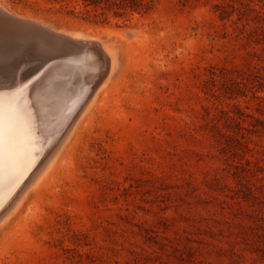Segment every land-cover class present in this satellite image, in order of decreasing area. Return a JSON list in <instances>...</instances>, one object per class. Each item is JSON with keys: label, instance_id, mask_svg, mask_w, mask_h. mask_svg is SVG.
Here are the masks:
<instances>
[{"label": "rangeland", "instance_id": "374dc122", "mask_svg": "<svg viewBox=\"0 0 264 264\" xmlns=\"http://www.w3.org/2000/svg\"><path fill=\"white\" fill-rule=\"evenodd\" d=\"M114 1L0 0L115 55L0 264H264V0Z\"/></svg>", "mask_w": 264, "mask_h": 264}, {"label": "bare ground", "instance_id": "6f19581e", "mask_svg": "<svg viewBox=\"0 0 264 264\" xmlns=\"http://www.w3.org/2000/svg\"><path fill=\"white\" fill-rule=\"evenodd\" d=\"M14 23L0 14V224L45 174L106 82L105 70L115 64L113 50L104 43L101 56L91 45L81 48L97 37L77 29L58 30L70 37L61 43L60 54L34 52L14 40L24 31ZM46 144L49 154L42 158Z\"/></svg>", "mask_w": 264, "mask_h": 264}, {"label": "water", "instance_id": "95a60500", "mask_svg": "<svg viewBox=\"0 0 264 264\" xmlns=\"http://www.w3.org/2000/svg\"><path fill=\"white\" fill-rule=\"evenodd\" d=\"M0 14L14 21V24H16V26H19L20 29L24 28V31L17 32L14 34V40L23 43L26 46H31V49L34 52L46 49L48 51H51L52 53L55 52V54H60L62 50L61 43L70 40V37L64 32H59L58 30L46 27L36 20L17 16L15 14L5 11L1 7ZM13 30L14 29L10 28L9 32L12 33ZM93 41L95 40H91L83 45L86 48V45L90 46L89 43Z\"/></svg>", "mask_w": 264, "mask_h": 264}, {"label": "trees", "instance_id": "16d2710c", "mask_svg": "<svg viewBox=\"0 0 264 264\" xmlns=\"http://www.w3.org/2000/svg\"><path fill=\"white\" fill-rule=\"evenodd\" d=\"M103 1H107V2H109V1H111V0H84V2H85V5H94V6H98L101 2H103ZM115 1H119V6L120 7H123V8H127V7H130V8H132V9H134V10H136V8L138 7V6H142V5H144V2H143V0H115ZM114 1V2H115ZM86 12L88 13V14H90L91 13V10H89V9H87L86 10Z\"/></svg>", "mask_w": 264, "mask_h": 264}, {"label": "snow or ice", "instance_id": "6c2138e0", "mask_svg": "<svg viewBox=\"0 0 264 264\" xmlns=\"http://www.w3.org/2000/svg\"><path fill=\"white\" fill-rule=\"evenodd\" d=\"M3 119H4L3 111L2 109H0V129H2L3 126Z\"/></svg>", "mask_w": 264, "mask_h": 264}]
</instances>
